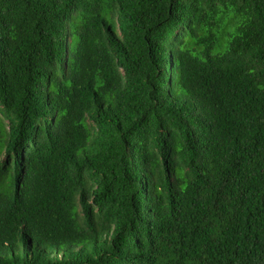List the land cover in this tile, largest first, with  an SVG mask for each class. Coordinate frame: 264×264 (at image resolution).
<instances>
[{
    "label": "trees",
    "instance_id": "obj_1",
    "mask_svg": "<svg viewBox=\"0 0 264 264\" xmlns=\"http://www.w3.org/2000/svg\"><path fill=\"white\" fill-rule=\"evenodd\" d=\"M0 264H264V0H0Z\"/></svg>",
    "mask_w": 264,
    "mask_h": 264
},
{
    "label": "rangeland",
    "instance_id": "obj_2",
    "mask_svg": "<svg viewBox=\"0 0 264 264\" xmlns=\"http://www.w3.org/2000/svg\"><path fill=\"white\" fill-rule=\"evenodd\" d=\"M220 48H221V45H217L214 51L216 52V51H218Z\"/></svg>",
    "mask_w": 264,
    "mask_h": 264
}]
</instances>
